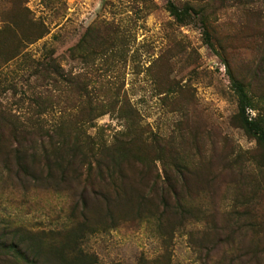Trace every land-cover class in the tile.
Returning <instances> with one entry per match:
<instances>
[{"label":"rangeland","instance_id":"rangeland-1","mask_svg":"<svg viewBox=\"0 0 264 264\" xmlns=\"http://www.w3.org/2000/svg\"><path fill=\"white\" fill-rule=\"evenodd\" d=\"M0 50V236L45 264H264V150L232 84L264 115V0H0Z\"/></svg>","mask_w":264,"mask_h":264},{"label":"trees","instance_id":"trees-1","mask_svg":"<svg viewBox=\"0 0 264 264\" xmlns=\"http://www.w3.org/2000/svg\"><path fill=\"white\" fill-rule=\"evenodd\" d=\"M169 6L172 14L180 20H185V18L190 14L192 10L195 11L193 7L189 5H187L183 9H180L175 4L170 2ZM47 33V29H42V32L35 37L36 40L42 38ZM36 40H32L31 42L33 43ZM6 52V50L2 52L0 50V57L4 56V54H9ZM10 55L11 53L5 56ZM40 66L45 71L51 72L53 69H55V58H49L47 60V64L43 63L42 65L40 64ZM232 84L237 97L238 112L236 114V118L238 120V123L240 127L246 132V134L249 137L255 139L259 146H261L264 150V115L259 111H257L255 115L251 114V110H257V107L246 87V84L243 81L233 78ZM14 136L16 140H19L22 136V133H15ZM74 149L81 150L79 147H74ZM28 155V149L24 148L23 150H21L20 148H18L15 155L16 164L22 171H28L31 167L30 175L36 178V176L34 175L36 174V170H32V163H34L35 160L39 159L40 157L38 158L36 155H34L33 162L29 163ZM98 155H100L101 157H97L95 174L98 175L100 179H104L105 174H108L109 177L113 178V171L109 168V164H106L104 157L110 158V162H112L114 154L109 153L107 149H103V151H101ZM121 156L123 159L125 158L124 153H122ZM11 233L12 235H8V233L5 232L0 236V248L5 250L6 254L12 255L19 262L24 261L29 264H45L41 260L42 256H44V252L42 246L38 243V240L40 239H35L37 243L30 242L29 239V244L31 243L29 245L27 244L26 236L22 234L19 235L20 233H18L16 230H13ZM61 261L64 264H80L77 261H70L63 255L61 256Z\"/></svg>","mask_w":264,"mask_h":264}]
</instances>
